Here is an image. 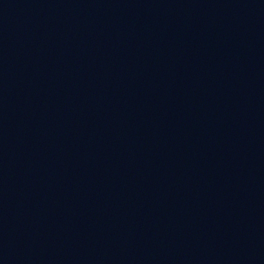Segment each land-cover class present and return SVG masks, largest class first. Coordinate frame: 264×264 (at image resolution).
Returning a JSON list of instances; mask_svg holds the SVG:
<instances>
[{
	"label": "water",
	"instance_id": "1",
	"mask_svg": "<svg viewBox=\"0 0 264 264\" xmlns=\"http://www.w3.org/2000/svg\"><path fill=\"white\" fill-rule=\"evenodd\" d=\"M0 264H264V0H0Z\"/></svg>",
	"mask_w": 264,
	"mask_h": 264
}]
</instances>
